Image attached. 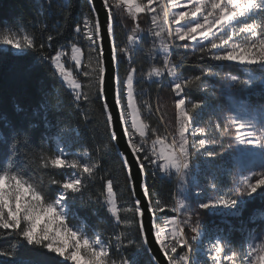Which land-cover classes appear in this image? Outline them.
I'll return each mask as SVG.
<instances>
[{"label":"snow or ice","instance_id":"snow-or-ice-1","mask_svg":"<svg viewBox=\"0 0 264 264\" xmlns=\"http://www.w3.org/2000/svg\"><path fill=\"white\" fill-rule=\"evenodd\" d=\"M85 4L87 14L75 24L71 40L59 48L53 47L64 36L59 24L43 41L23 25L0 26V48L10 54L38 52L70 91L85 122L92 119L88 106H99L108 137L94 148L73 151L72 143L57 135L54 148L41 147L37 153L28 148L26 133L23 141L17 139L20 133L13 134V154L22 144L28 162L0 168V240L9 242V247H0V264H20L21 249L35 252L37 264H136L137 253L147 254L149 264H161L152 243L166 264H202L205 256L211 264H264V237L257 242L248 233L247 246L242 243L237 250L222 230L202 223L205 215L239 216L247 203L264 200V105L241 101L212 108L207 101L189 98L193 90L208 92V77L229 87L264 84V0ZM118 28L123 31L120 40ZM149 42L151 47L144 51ZM181 50L202 62L198 74L185 75L183 63L173 59ZM141 51L147 68L136 63ZM229 66L246 69L247 78L225 70ZM145 82L157 86L155 98L142 86ZM160 90L171 94L170 101ZM205 109L218 110L221 116L203 125ZM120 144L125 145L118 152L122 191L103 160ZM225 154L231 161L225 169L231 186L225 190L213 178L205 191L195 157L208 162ZM157 174L177 180L170 201L153 197L148 177ZM97 181L95 199L89 195L85 200V191ZM123 192L128 196L121 202ZM78 201L106 209L118 231L90 236L77 227L72 208ZM127 248L135 249L132 257L120 254Z\"/></svg>","mask_w":264,"mask_h":264},{"label":"trees","instance_id":"trees-1","mask_svg":"<svg viewBox=\"0 0 264 264\" xmlns=\"http://www.w3.org/2000/svg\"><path fill=\"white\" fill-rule=\"evenodd\" d=\"M87 14L85 0H0V26L23 25L34 33L38 41L46 40L48 34H55L59 24L64 31V36L53 42L54 48L66 45L72 38L74 26ZM147 26V25H146ZM117 29V39L119 37ZM51 51V49H47ZM190 58V59H189ZM173 59L183 63L182 71L185 75L198 74V64L190 52L183 50L177 52ZM225 70L233 71L245 77L244 69L240 66H229ZM123 72V69H122ZM208 92L193 90L189 98L193 101H207L212 107L227 105L219 78H205ZM209 93H215L214 96ZM245 100L251 103L264 104V86L254 85L249 89H242ZM89 115L92 117L85 122L83 117L73 106L70 91L61 86L58 78L54 77L52 70L41 62L38 52L23 54H10L0 48V168H19L28 162L24 153L28 150L18 144V153L13 154V134L20 133L17 139L23 141L27 134L28 148L39 152L44 149L54 148L53 138L57 135L72 143V150L82 147L94 148L98 144L106 143L108 137L105 133L102 117L98 105L88 106ZM218 113H220L218 111ZM104 168L110 171L118 185V190L124 187V176L121 172L120 158L116 147L103 156ZM35 169V165L30 166ZM45 182L47 176H44ZM148 183L154 198L162 201L170 200L174 191V182L159 176H149ZM100 182L95 187H90L84 195H91L95 199ZM127 192H123V199H127ZM249 208L241 218V223H234L235 238L242 240L251 231H260L263 226L258 216L264 213V200L249 202ZM79 220L89 224H99L104 230H112L113 219L106 209L99 205L86 204L76 207ZM172 215V214H170ZM208 220V218L206 217ZM134 231V230H133ZM0 247H9L7 240H0ZM128 256L135 252L133 248L125 249ZM3 259V258H0ZM38 255L29 250L21 249L19 253L20 264H37ZM149 256L139 253L136 264H149Z\"/></svg>","mask_w":264,"mask_h":264},{"label":"rangeland","instance_id":"rangeland-1","mask_svg":"<svg viewBox=\"0 0 264 264\" xmlns=\"http://www.w3.org/2000/svg\"><path fill=\"white\" fill-rule=\"evenodd\" d=\"M61 1L63 3L68 2V0H61ZM119 37H120V39H123V31L122 30H119ZM150 47H151L150 42L146 43L143 46L144 51H147V49H149ZM144 51L137 53L135 59H136V63L138 66L143 65L145 68H147L148 65L146 63ZM244 72L246 73V69H244ZM246 78H247V76L245 75V77H243L241 79H246ZM220 83H221L220 87H222L221 88L222 93L224 94L225 101L227 103V105H224L225 107L230 106V105L235 104V103H239L241 101H245V102H247L253 106L264 105L263 103L262 104L251 103V102L245 100V98L242 94V89H249V88L253 87L254 85H263L264 86V84L257 82V83H254L253 85H251L250 87H243V86H231V87H229V85L222 80H220ZM142 86L144 88L149 89L152 97L155 98V96L157 95V86L156 85H150L149 83L145 82ZM159 95L162 96L165 99V101H170V99H171V94L169 92H167L166 90H160ZM219 105L223 106V104H221V103H219ZM212 108H214V107H212ZM169 116H171V109H169ZM220 116H221V113H218V110L213 111L212 109H205L202 112L200 122L203 125H209V124L215 122L216 119ZM151 122L153 124L157 123L156 118L153 117ZM209 132H211V128H209ZM214 150L220 151L219 147H215ZM197 162L200 163V169H201L200 174L198 176V179L200 181V184L205 187V191H208L207 185L211 180H213V178L215 179V182L218 184V186L224 188L225 190L231 186L232 177L230 175H228L225 171L226 168L231 166V161L228 158L227 154H225L224 157H218L215 161H208V162H205L203 157H200L199 155H197L195 157L194 163H197ZM157 176L164 178L168 181L174 182V191H173V195H174L178 189L177 180L174 177L169 178L168 176H161L159 174H157ZM85 200H87L86 196H85ZM170 200H168V201H170ZM164 201H167V200H164ZM121 202H123V200ZM248 204L249 203H247L244 206V208L241 211V214L239 216H231V215L226 216V215H221V214L205 215L202 218V223L210 230H222L223 233L228 235V237L231 239L233 244L235 246H237V250H239V245H241L242 243H244L245 247L247 246V244L245 243L247 236H246V238H243L242 240H237L235 238V232L233 229V227H234L233 224L234 223H241L240 222L241 218L244 216V213L249 208ZM78 205H80V207H82L78 201L72 208V211L74 213L73 223L76 224L77 227L83 228L90 236L96 232H99L102 235H104L105 237H107L108 235H111L113 232L118 231L114 220H113L114 227H112V230H108V229L104 230L103 228L100 227L99 224H93L92 225V224H89L85 220H82V219L79 220V223H76V221H78V219H79V216L77 215V211H76V207ZM206 217L208 218V220L206 219ZM258 217L259 218L257 221H260V224L263 226V229H261L260 231L258 230V231H251L250 232L255 237H257V242H259L260 238L264 237V213H261V215H259ZM120 254L123 256H128L125 249H121ZM132 256H133V254L131 255V257ZM128 257H130V256H128ZM193 258L195 259L196 257L194 256ZM135 259H136V261H137V259H139V253H137L135 255ZM201 260H202V264H204V262H206V264H211V261L208 260L206 256L201 257Z\"/></svg>","mask_w":264,"mask_h":264},{"label":"water","instance_id":"water-1","mask_svg":"<svg viewBox=\"0 0 264 264\" xmlns=\"http://www.w3.org/2000/svg\"><path fill=\"white\" fill-rule=\"evenodd\" d=\"M115 147H116L117 153L122 152L125 149L124 144H120V145H117ZM151 246L153 248V253L157 256V259L161 261V264H166V261L163 260L162 255L158 251V247L154 243H152Z\"/></svg>","mask_w":264,"mask_h":264}]
</instances>
